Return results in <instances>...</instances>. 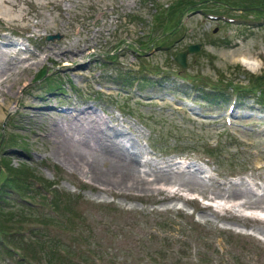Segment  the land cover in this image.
<instances>
[{
    "label": "rangeland",
    "instance_id": "rangeland-1",
    "mask_svg": "<svg viewBox=\"0 0 264 264\" xmlns=\"http://www.w3.org/2000/svg\"><path fill=\"white\" fill-rule=\"evenodd\" d=\"M262 88L264 0H0V162L42 183L4 193L24 214L0 231V264H264V210L245 203L264 205ZM91 119L149 186L64 160L56 134L86 138L70 122Z\"/></svg>",
    "mask_w": 264,
    "mask_h": 264
},
{
    "label": "bare ground",
    "instance_id": "bare-ground-1",
    "mask_svg": "<svg viewBox=\"0 0 264 264\" xmlns=\"http://www.w3.org/2000/svg\"><path fill=\"white\" fill-rule=\"evenodd\" d=\"M242 62L245 63L247 66L253 68L252 67L253 63L250 64L248 60L243 59ZM89 122L93 123V127L92 129L89 128L85 131L82 128L80 129L79 125L76 124L75 122L73 121L70 122L71 129L73 127L72 131L79 130L80 132H83L86 135L85 136L86 138L75 140L73 137H71L72 134L71 136H69L68 133L66 134L61 133V135L56 134L54 143H55L56 148L59 150L58 152L60 154H63L67 158V159L64 158V160L69 162L70 165H73L76 167H80V166L84 167V170L86 173H91L92 176L97 177L98 179L104 178V180H107V181L114 180V182L120 185L121 189L132 188V187L141 189L143 187L142 183L147 184L146 182L138 181L139 175H140L138 174V168H137V158L138 157L135 158L136 156L128 157L124 155L122 152H120L117 149L116 144L113 143L114 141L113 140H112L113 142L111 141V138H109L108 132L104 128H102V126L97 121L91 119L89 120ZM54 131H56V129H53L50 132V134L53 133ZM104 155H107V156L109 155V157H106V159L109 161V164L102 167L100 162L103 161ZM117 173H120L122 176H118ZM149 173H153V171ZM160 176H162L161 178L167 179L168 182L174 183L175 185L187 184V185L194 186L197 184L196 183L197 180L195 178L196 176L194 174H191L190 177H185V178L171 176L169 174H163ZM112 177H115V178H112ZM141 179L144 181H150L149 179L144 178L143 176H141ZM170 179H174V180H170ZM152 180H155L156 183L159 182L158 176H156V178L153 177ZM156 190L159 192L164 191L163 188H158ZM234 194H237L236 190L233 191V195ZM176 196H180V195H177L174 192L172 197L175 198ZM246 197L247 198H246L245 203L250 202L256 208L264 210V205L258 202L259 199L256 198L257 200L253 201L251 200L250 196H246ZM243 203L244 202H240V203H237V205H240V204L243 205ZM241 205L239 207L242 208ZM246 208H252V207H246ZM248 216H254V215H252L251 213Z\"/></svg>",
    "mask_w": 264,
    "mask_h": 264
},
{
    "label": "trees",
    "instance_id": "trees-1",
    "mask_svg": "<svg viewBox=\"0 0 264 264\" xmlns=\"http://www.w3.org/2000/svg\"><path fill=\"white\" fill-rule=\"evenodd\" d=\"M179 3H182L185 6L188 5L187 1L186 2L176 1L174 4L170 5V7H168L166 9V11L173 14L174 12H176ZM172 6H173V8H172ZM173 18H174V16H173ZM178 24H179V20L176 21V23H174L171 26V29L174 28L173 29V33L177 31ZM140 46H143V44L140 45ZM117 49H118V47L116 46L114 48V50H111V51H113V53H114ZM109 59H110V57H109ZM40 73L41 74H40L39 77L44 76L45 75V70L42 69V71ZM140 79L141 78H139L138 80H140ZM262 90H264V89L262 88ZM257 98L259 99L260 102L264 103L263 95L260 96L258 94ZM14 138L15 137L11 134L10 135V142L8 141L7 144H14V142L12 141ZM6 156H3L4 157V160H2L3 162H0V165H1V169H0V201L8 199V198H6L4 196V193L12 194V195H19V198L22 199L24 195H26V194L30 195L31 194L30 191H32L34 189L33 181L35 179L37 180V176L33 173L32 168L29 169V165H27L25 162H22L19 165L14 166V165H12L10 163L11 162L10 159L8 157H6ZM0 161H1V157H0ZM36 180H35L34 186L36 188H38V186H39L38 184H42V183H41V181H38V180L36 181ZM49 184L52 185V183L43 182V185H45V186L46 185L49 186ZM49 192L50 191H47L46 195L44 194V198L50 200V199L53 198V194L51 193V195L49 196L48 195ZM21 203H23V201ZM39 203L43 205L42 201H39ZM21 205H23L24 207L28 206V205H26L24 203L21 204ZM19 214L23 215L24 213H22V212H18V213L12 212L11 210L5 208L4 206H2L0 204V231L1 230L6 231L7 229H9L10 230L9 233L14 232V229L16 230V227L10 228L9 226L12 223H16L15 220H16V217ZM42 243L46 244L45 241H42ZM42 243H40V244L42 245ZM43 248H44V246H43ZM21 255L23 257V254H21ZM20 259H18V260L20 261ZM93 261L96 264H101L99 262V259L93 260ZM50 264H54V263H50Z\"/></svg>",
    "mask_w": 264,
    "mask_h": 264
},
{
    "label": "water",
    "instance_id": "water-1",
    "mask_svg": "<svg viewBox=\"0 0 264 264\" xmlns=\"http://www.w3.org/2000/svg\"><path fill=\"white\" fill-rule=\"evenodd\" d=\"M55 37H60V34H47V39H52ZM200 47V43H190L187 45V47L175 54V59L182 65H186V55L189 52L197 51Z\"/></svg>",
    "mask_w": 264,
    "mask_h": 264
}]
</instances>
